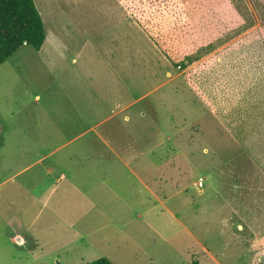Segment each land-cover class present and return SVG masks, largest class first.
I'll return each instance as SVG.
<instances>
[{
	"label": "rangeland",
	"instance_id": "rangeland-1",
	"mask_svg": "<svg viewBox=\"0 0 264 264\" xmlns=\"http://www.w3.org/2000/svg\"><path fill=\"white\" fill-rule=\"evenodd\" d=\"M137 1L34 0L0 65V264H264V0Z\"/></svg>",
	"mask_w": 264,
	"mask_h": 264
},
{
	"label": "trees",
	"instance_id": "trees-1",
	"mask_svg": "<svg viewBox=\"0 0 264 264\" xmlns=\"http://www.w3.org/2000/svg\"><path fill=\"white\" fill-rule=\"evenodd\" d=\"M123 1L129 9L135 7L136 0ZM126 1V2H125ZM135 12V10H133ZM46 39L42 19L34 0H0V65L9 59L22 46L39 51ZM192 62L190 56L173 65L185 69ZM85 264H112L105 258H98ZM191 264H198L193 261Z\"/></svg>",
	"mask_w": 264,
	"mask_h": 264
},
{
	"label": "crops",
	"instance_id": "crops-1",
	"mask_svg": "<svg viewBox=\"0 0 264 264\" xmlns=\"http://www.w3.org/2000/svg\"><path fill=\"white\" fill-rule=\"evenodd\" d=\"M140 159H142V158H140ZM138 160V159H136V158H133L132 160H130V158H129V160H126L125 158H123L122 156H120V155H114V158H113V160L115 161V162H118V163H120V165H122L123 167H125V168H127L128 170H129V173L130 174H132V175H134L135 177H136V174L137 173H139V174H141V176H143V177H148L149 178V180H151V178H152V176L154 177V183H157V178H155V175H153V173H152V168H153V162H152V160L149 158L148 160L146 159V158H144V160ZM135 163V164H141V162L142 163H144V165L143 166H137V169H138V171H136V172H134L133 171V169H132V167H130L129 166V163ZM143 174V175H142ZM179 174V170H178V168H177V170L175 169V175H178ZM138 181H139V183L141 184V186H142V188H143V190H149V192H151V186L149 185V184H147V183H145L144 181H142L140 178H138ZM151 182L152 181H150V184H151ZM86 193H84L83 195H85ZM118 199H119V201L121 200L119 197H118ZM141 201H145V199H141ZM121 202L124 204V205H126V203H125V200H121ZM23 239L21 238V240L20 241H22ZM23 243H30V241H24L23 240ZM32 248H34L35 249V246L34 247H32ZM28 248H26V250H27ZM32 250H29V252H31Z\"/></svg>",
	"mask_w": 264,
	"mask_h": 264
},
{
	"label": "built area",
	"instance_id": "built-area-1",
	"mask_svg": "<svg viewBox=\"0 0 264 264\" xmlns=\"http://www.w3.org/2000/svg\"><path fill=\"white\" fill-rule=\"evenodd\" d=\"M202 186H203V182H202L201 180H199V181L197 182V187L201 188Z\"/></svg>",
	"mask_w": 264,
	"mask_h": 264
}]
</instances>
